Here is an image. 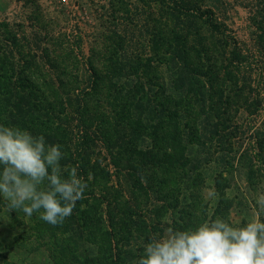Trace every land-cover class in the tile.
I'll list each match as a JSON object with an SVG mask.
<instances>
[{
    "label": "rangeland",
    "instance_id": "obj_1",
    "mask_svg": "<svg viewBox=\"0 0 264 264\" xmlns=\"http://www.w3.org/2000/svg\"><path fill=\"white\" fill-rule=\"evenodd\" d=\"M170 2L0 0V100L22 92L38 99L39 133L64 142L61 164L84 165L78 174L87 178L83 198L56 226L9 210L0 199V264H134L143 244L166 228L217 217L238 224L258 215L264 49L257 40L264 22L260 28L256 20L264 16V0H197L225 28L218 33L205 21L184 20ZM171 29L177 37L190 29V44L201 43L213 58L191 72L167 46ZM237 58L238 72L222 71ZM139 62L150 65L140 75L144 95L125 89L138 80ZM19 73L36 76L39 93L22 90L24 81L8 87ZM169 95L186 100L161 113L157 105ZM5 108L4 118L13 113ZM167 111L179 114L180 128ZM160 145L183 152L185 167L167 174L158 163ZM153 153L158 159L150 166L144 156Z\"/></svg>",
    "mask_w": 264,
    "mask_h": 264
},
{
    "label": "clouds",
    "instance_id": "obj_2",
    "mask_svg": "<svg viewBox=\"0 0 264 264\" xmlns=\"http://www.w3.org/2000/svg\"><path fill=\"white\" fill-rule=\"evenodd\" d=\"M62 145L19 126L0 123V199L12 211L62 224L87 188L78 168L61 164ZM258 215L233 224L224 218L185 229L166 228L143 244L134 264H264V192Z\"/></svg>",
    "mask_w": 264,
    "mask_h": 264
},
{
    "label": "trees",
    "instance_id": "obj_3",
    "mask_svg": "<svg viewBox=\"0 0 264 264\" xmlns=\"http://www.w3.org/2000/svg\"><path fill=\"white\" fill-rule=\"evenodd\" d=\"M175 1L176 0H171L170 3L175 4L176 8L180 12V16L184 20L189 21V19H194V20H200L202 22L205 21L206 25L210 26L211 31H216V33L225 29L221 24H219L213 20V18H212L213 15L211 13H209V11H207V10L203 11L200 9L199 6H197V3H196L197 0H179L178 2H175ZM256 21H257L256 23H257L258 27L261 28L262 24L264 22V16H262V18H260V21H258V20H256ZM261 30L264 31V27H262ZM170 33L172 36V42H170V44L167 46L170 49L172 56L176 57L177 59L179 58L181 62L186 60L187 61L186 64H188L189 66H193L195 68L191 72L198 71L199 70L198 68H201V66H199L198 63H203L204 60H209V57H211V59L213 58L212 53H210L209 48L204 47L201 43L198 44L197 46L190 44V42H189V38L191 36L190 29L186 30L185 32L182 29V34H180L179 37H177L178 33H177V30H175V29H171ZM257 41H259V45L264 49V38H263V36L259 37V39ZM174 50H176V52L179 53L177 56H176V53ZM237 56L239 57L240 54L238 53ZM191 57L193 58V60L191 59ZM147 59H146L147 61L151 62L150 58H147ZM221 64H224V63H221ZM139 65H140V67L136 71V73L138 74V77H137L138 80L132 86L130 85L129 87H126L125 89H127L129 91L134 90V92L141 91L142 95H144L143 92L145 91V87L147 86V83H146V81H141L140 75H142V76H144L143 74L146 75V66L149 69L150 65H149V63L147 65V64L141 63V62H139ZM210 65H211L210 68L213 67L214 72H218V70L214 64L211 63ZM240 67H242V62H240V60H238V58H237V59H234L233 61H231L230 63L226 64V65L224 64L222 71L227 70V69H231L230 71L238 72L240 70ZM32 77L33 78H29V77L22 78L21 73H19L17 75L12 74V77L8 78V80H9L8 87L12 86L13 88H17L18 87V85H17L18 81L19 82L24 81L25 86H23V85L21 86L23 88L22 90L30 89L31 91H37V87H35V85H36L35 82L37 80L34 79V78H36V76H32ZM2 78L3 77L0 75V79H2ZM96 79H98L100 81L102 80V78H98V77ZM149 85H152V84H149ZM190 85H192V84H190ZM100 87H102V86H100ZM158 87H160V85ZM191 91H192L193 95L196 94V92H194V90H191ZM8 94L9 93H7L5 95H8ZM21 94L23 95L22 98L10 96L9 100H8V98L0 100V123L6 124L9 126H12V125L19 126L21 128H24V129L31 131L34 135H42L41 133H39L37 125L34 123V120H35L34 113L38 111L39 107L37 106V102L39 104L40 101L38 99L33 98L30 94H25L24 92H22ZM168 98L169 99L166 98L163 102H159L157 105L158 107H160L161 113H164L165 106L168 104H170L171 108H173V109L174 108L176 109L177 107H183L182 103H183V101L186 100L184 95L183 96L178 95L177 97L174 95H169ZM14 100H17L18 102H15L14 104H12ZM6 102H8V103H6ZM78 104L82 105L81 102H78ZM5 107H10L11 109H13V113L6 114V118H4V111L6 110ZM192 110H193L192 115L195 118L198 115L197 111H194V108ZM79 112L80 111L78 110V112H77L78 113L77 114L78 120H80ZM166 113L168 115V117H167L168 122L172 126H174L175 129L180 128V124L178 123L179 114H177L173 111H167ZM81 121H79V123H84L83 120H81ZM136 121L141 122L139 120H136ZM43 136H45L47 142L50 144H62V145L64 144V142H62V141L59 142V140H55V138H52L50 135H43ZM155 149L160 151L159 153H161L162 157L160 159H158L156 157V154H158V152L156 154L153 153L152 157L149 155L150 154L149 153L146 156H144V158L146 160V164L149 163L150 166L151 165L154 166L155 165L154 164V158L156 157L158 159V163L164 169V171H166L167 174L169 173L171 168H174L176 166L185 167L186 162H187V158L184 156L183 152H182V154L178 151L176 152L175 150H177V148H174V147L172 148L168 145H166V146L160 145V146L156 147ZM179 154H180V157H177V155H179ZM66 163H67V161L64 160L62 165H65ZM82 168H85V166L84 165L79 166L78 169L82 170ZM84 179L87 182V178H84ZM90 185H93V183H91ZM86 196L92 198L94 196V192L90 191L89 193L86 194ZM111 203L113 205H115L117 202H115L114 199L112 198Z\"/></svg>",
    "mask_w": 264,
    "mask_h": 264
}]
</instances>
